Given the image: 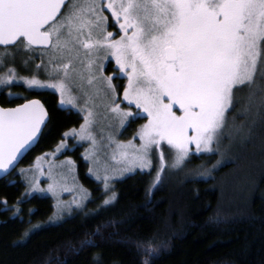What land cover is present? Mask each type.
<instances>
[{"label":"snow or ice","instance_id":"obj_1","mask_svg":"<svg viewBox=\"0 0 264 264\" xmlns=\"http://www.w3.org/2000/svg\"><path fill=\"white\" fill-rule=\"evenodd\" d=\"M0 53V94L6 103L23 101L15 107L0 106V174L16 170L51 122L43 101L12 92L13 87L36 93L53 89L62 107L83 113L79 129L63 132L55 149L38 160L63 154L70 150L68 141L74 140L90 143L82 157L90 162L97 145L93 109L102 93L106 110L118 121L110 125L108 144H115L120 156V167L112 172L105 169L100 175L89 168L88 175L101 192L102 209L117 201L114 181L125 178V173L139 170L151 176L150 194L193 156L221 154L226 130L230 139L246 142L257 119L264 122V90L258 101L255 93L250 98L246 109L253 116L250 126H237L230 117L241 87L252 88L258 74L264 78V0H0ZM17 53L27 56L21 61L26 74L16 66ZM109 61L115 64L113 75H105ZM117 80L127 83H114ZM139 119L146 122L131 140L116 139L117 129L125 130ZM222 163L223 159L217 161L213 168ZM73 167L71 160L49 163L46 189L36 175H44L42 166L20 169L24 193L11 207L6 200L0 203L22 221L20 205L35 193H50L57 204L47 224L55 225L66 210L71 212L73 205L82 210L91 199L78 186L79 195L70 203L59 200V193L72 189L57 179L54 169L71 173ZM27 214L31 217L34 210ZM44 227L35 224L29 232ZM93 235L100 238L101 226ZM134 245L143 257L140 264H152L163 246L154 238L137 239ZM97 246L91 238L81 241L82 248Z\"/></svg>","mask_w":264,"mask_h":264},{"label":"trees","instance_id":"obj_2","mask_svg":"<svg viewBox=\"0 0 264 264\" xmlns=\"http://www.w3.org/2000/svg\"><path fill=\"white\" fill-rule=\"evenodd\" d=\"M262 90L264 78L258 74L252 88L241 87L236 93L230 112L235 125H251L253 116L246 109L252 94L258 101ZM11 91L40 99L51 115L45 135L19 165L27 167L35 157L52 152L62 133L77 128L82 120L59 108L53 92L36 93L22 86ZM22 102L6 103L0 94V106ZM73 155L78 178L91 199L82 211L55 225L47 224L53 214L48 197L33 195L20 205L22 221L0 203V264H140L143 257L134 242L143 238L163 245L151 258L152 264H264V122L259 119L250 140L230 139L226 130L221 154L193 156L184 169L170 171L150 194L152 177L147 174L137 172L115 183L117 201L107 209L99 207L101 192L87 176L86 163ZM222 159L224 163L214 169ZM157 162L154 158L153 163ZM24 191L15 171L0 180V202L6 200L10 207ZM30 209L34 210L31 217ZM109 222L113 223L102 227ZM35 224L46 227L29 232ZM98 226L100 238L93 235ZM88 238L98 246L82 248L81 241Z\"/></svg>","mask_w":264,"mask_h":264},{"label":"rangeland","instance_id":"obj_3","mask_svg":"<svg viewBox=\"0 0 264 264\" xmlns=\"http://www.w3.org/2000/svg\"><path fill=\"white\" fill-rule=\"evenodd\" d=\"M107 14V13H106ZM0 55H2V53H0ZM27 56L24 53H17L16 54V66L18 68V70L21 72V74H26L24 69L21 67V61L26 59ZM36 64L40 63L39 59H36ZM113 64L111 67H115L114 61H112ZM108 62H106L107 64ZM112 68V69H113ZM43 69L41 70V77L43 78ZM105 75H109L106 73L105 71ZM125 83H127V81L125 80ZM43 91H50L53 92L57 95L58 97V106L62 109H66V110H70L72 112H76L79 114V118L82 119L83 113H80L78 111V109L76 108H72L71 106H61L59 103L60 100V96L59 93L56 92L53 89H45ZM77 93L73 92V95H76ZM121 98H122V94H121ZM107 101L104 99L103 94L101 93L100 97L97 98L96 100V107L93 109L97 115L95 117V123L93 125V134L95 135L96 139H97V145H96V149H95V155L91 158L90 162L86 163L82 157L86 154V150L89 149L90 147V143L88 141H84V142H77L74 140H70L68 141L69 143V149L68 151L64 152L63 154H59L58 156L54 157L49 155L47 160H38V157H43L44 154H41L37 157L34 158V160L32 161L31 165L27 166V167H22L19 166L16 170L15 173L16 175H18L22 181V183L25 186V180L24 178H22L19 174L20 169H32L34 170L35 167L37 165L42 166V169L44 171V175L41 176L39 173H36L40 184L39 186L41 188H47L48 183L50 182L47 179V175H48V168H49V163H54V164H61V162H66L67 160H71L74 162V167L72 169L71 173H67V169H61V168H56L54 169V174L57 176V179H61L62 182H66L67 187L72 189V191L70 192H63V193H59V200L63 201L65 203H70L74 197L79 195L78 192V186H82V183L80 182L79 178H78V170H77V164L74 160V155L76 154L77 157H79L84 163H86L87 167H86V174L88 177H90L88 175L89 172V168H92L94 173H98L100 175H103L105 172V169H108L109 172H112L113 170L117 169L120 167V164L117 163V161L120 159L119 156V151L116 149V145L112 144L109 146L108 144V134L113 130L111 126H115L118 124V121L113 117V114L110 111H107L105 108ZM123 107V105H122ZM138 121V120H136ZM136 121L132 124H135ZM83 119L82 122L80 123V125L83 123ZM146 121L144 120L143 122L137 124L135 126V128L132 130L131 128L127 127L125 130H120L117 129V135H116V139L120 142H124L126 143L127 141L131 140L136 129L140 126V124L145 123ZM80 125L75 128V129H79ZM74 129V128H71ZM69 129V130H71ZM67 130V131H69ZM132 130V134H130ZM239 139V138H236ZM137 144H139V141L137 139L136 141ZM47 153H51V152H47ZM68 153V154H67ZM115 156V158H113ZM139 172V170L136 171V173ZM140 173V172H139ZM33 174V171H29L28 174V178L30 179L31 176ZM63 174H66V180H65V176ZM129 175H132V173H125L124 177H128ZM73 177H75V182L73 181ZM92 180H94L92 177H90ZM125 178L122 179H117L116 181H114L115 183H118L122 180H124ZM115 186V185H114ZM84 188V187H83ZM85 189V188H84ZM35 196L38 197H48L51 199L52 201V205H53V213L56 211V204H57V200L54 199L50 193H35ZM87 203V202H86ZM85 207V206H84ZM84 209V208H83ZM82 209V210H83ZM81 209H76L75 205L72 206V210L71 212L69 211H65L63 214V219L68 218L70 216H73L74 214L79 213L80 211H82ZM53 217V214L52 216ZM61 220H59L57 223H59Z\"/></svg>","mask_w":264,"mask_h":264},{"label":"flooded vegetation","instance_id":"obj_4","mask_svg":"<svg viewBox=\"0 0 264 264\" xmlns=\"http://www.w3.org/2000/svg\"><path fill=\"white\" fill-rule=\"evenodd\" d=\"M110 31H116L117 29L116 28H109ZM113 64L112 61H109L107 64H106V73L109 74V75H113V67H111ZM114 83L116 84H121V85H126L125 83V80H117V81H114ZM122 91L123 89L121 88L120 89V94H122ZM60 108V107H59ZM62 109V108H61ZM63 110H66V109H63ZM76 113V112H75ZM78 114V113H76ZM79 115V114H78ZM82 120V119H81Z\"/></svg>","mask_w":264,"mask_h":264},{"label":"water","instance_id":"obj_5","mask_svg":"<svg viewBox=\"0 0 264 264\" xmlns=\"http://www.w3.org/2000/svg\"><path fill=\"white\" fill-rule=\"evenodd\" d=\"M33 99H37V98H33ZM15 107V106H14ZM37 145V144H36ZM36 145H34L33 146V148L30 150V151H32L35 147H36ZM29 151V152H30ZM28 152V153H29ZM28 153H26L21 159H20V161H19V163L17 164V167L21 164V162L24 160V158L28 155ZM17 167H16V169H17ZM13 173V172H12ZM11 173V174H12ZM10 174V175H11ZM9 175H6V174H0V180H2V179H5V178H7Z\"/></svg>","mask_w":264,"mask_h":264}]
</instances>
